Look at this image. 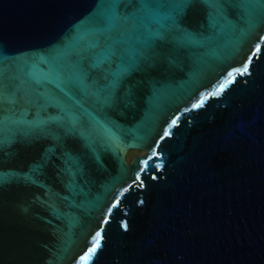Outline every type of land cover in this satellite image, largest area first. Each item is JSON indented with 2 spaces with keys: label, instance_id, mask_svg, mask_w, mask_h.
<instances>
[{
  "label": "water",
  "instance_id": "water-1",
  "mask_svg": "<svg viewBox=\"0 0 264 264\" xmlns=\"http://www.w3.org/2000/svg\"><path fill=\"white\" fill-rule=\"evenodd\" d=\"M0 264H264V0H0Z\"/></svg>",
  "mask_w": 264,
  "mask_h": 264
},
{
  "label": "snow or ice",
  "instance_id": "snow-or-ice-1",
  "mask_svg": "<svg viewBox=\"0 0 264 264\" xmlns=\"http://www.w3.org/2000/svg\"><path fill=\"white\" fill-rule=\"evenodd\" d=\"M259 50H260V45H257L256 52H259ZM254 55H256V53H253V56H254ZM251 60H252V56H250V57L248 58V62L245 63L241 69H238V70H237V71L239 72L240 75H244V74L249 73V65H250V63H251ZM235 79H236V77H235L232 73H230V74H229V79H228V80H226L225 82L221 83V84L216 88V90H215L214 92H212V93H209L208 96H204V97H202V98L199 100L198 103H196V104L193 105V108H194V109H199L200 107H202V106L204 105L205 101L209 98V96H215V97L220 96V95H221V94L227 89V87H228L230 84H232V83L235 82ZM177 123H178L177 119H173V120L171 121V124H172L173 126L177 125ZM168 135H170V133L166 131V132L164 133V136H168ZM114 206H115V205H114ZM102 239H103V237H102V231H98V232L96 233L95 237L93 238V241H94V242L92 243L91 247H90L89 250H88V257H89V259H91L92 257H94L95 253H96V252L99 250V248L102 246Z\"/></svg>",
  "mask_w": 264,
  "mask_h": 264
},
{
  "label": "rangeland",
  "instance_id": "rangeland-1",
  "mask_svg": "<svg viewBox=\"0 0 264 264\" xmlns=\"http://www.w3.org/2000/svg\"><path fill=\"white\" fill-rule=\"evenodd\" d=\"M147 152H130L127 156L128 162L131 163L136 157L145 155Z\"/></svg>",
  "mask_w": 264,
  "mask_h": 264
},
{
  "label": "flooded vegetation",
  "instance_id": "flooded-vegetation-1",
  "mask_svg": "<svg viewBox=\"0 0 264 264\" xmlns=\"http://www.w3.org/2000/svg\"><path fill=\"white\" fill-rule=\"evenodd\" d=\"M128 160V159H127Z\"/></svg>",
  "mask_w": 264,
  "mask_h": 264
}]
</instances>
